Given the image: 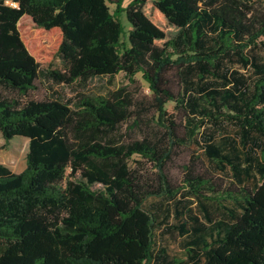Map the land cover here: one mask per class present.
Returning <instances> with one entry per match:
<instances>
[{"label": "trees", "instance_id": "obj_1", "mask_svg": "<svg viewBox=\"0 0 264 264\" xmlns=\"http://www.w3.org/2000/svg\"><path fill=\"white\" fill-rule=\"evenodd\" d=\"M15 1L0 0V133L27 137L28 151L21 172L0 163V264H264V0ZM119 72L141 73L148 103L124 87L77 88ZM37 81L74 93L33 97ZM223 121L259 154L213 141L206 124ZM180 146L191 162L200 149L236 189L187 162L181 189L168 169ZM177 194L196 197L207 221L175 210L166 230L184 259L168 258L163 222L144 206L187 202ZM214 200H227L217 219L205 205Z\"/></svg>", "mask_w": 264, "mask_h": 264}, {"label": "rangeland", "instance_id": "obj_2", "mask_svg": "<svg viewBox=\"0 0 264 264\" xmlns=\"http://www.w3.org/2000/svg\"><path fill=\"white\" fill-rule=\"evenodd\" d=\"M131 0H123L121 7H125ZM109 9L111 12H115L116 5L114 3L108 2ZM119 19L123 25V33L121 35V40L127 42V32L130 29V24L126 19L125 12L120 10L119 12ZM229 67L239 68V65L234 61L228 60L226 63ZM241 71H245L240 69ZM248 73V72H246ZM37 88L30 91V95L33 97H45L51 96L52 90L57 89L62 95L65 97L71 96L74 92L73 89L69 86L65 85H56L51 84L47 81H37ZM51 86V87H50ZM121 87H124L126 91H129L134 98H140L144 102L148 103L150 100L151 91L148 88L147 82H145L142 77L141 73H137L134 76V81H130L129 78L123 73L119 72L114 76H95L89 79L85 86H77L78 89H82L85 92L90 94H102L107 95L113 90H117ZM166 109L169 112H173L174 102L169 101L166 103ZM152 110H148V112H144V114L150 115ZM224 127L219 128L215 127V125L208 123L206 124V132L213 133V141H219L226 136L233 137L239 149L241 150V157L242 159L245 158L246 153H251L254 156L259 154V150L257 147L252 146L251 142L246 144H242L239 142V133L237 131L236 126L233 123L223 121ZM125 126V125H124ZM122 127V130L124 128ZM194 148V146H192ZM28 151V138L22 135H15L9 140H5L0 133V163L6 165L11 171L13 172H21L26 168V153ZM196 153H199L200 159L194 160L191 162V151L188 147H178L176 149V153L173 156L172 161L169 163V173L171 178L173 179L174 183L178 186L183 188V180H182V163L187 162L191 166H193L196 170L200 168L208 169L213 175L212 178L216 183H221V187L229 185L231 190L236 189V184H230V176L223 173L220 169L215 168L210 161H208L200 152V149H195ZM139 155H133L130 163L133 164L134 160L139 159ZM100 184H94L92 188H99ZM176 198H187L182 195L177 194ZM187 202L184 204L176 205L174 204L173 199L167 198H159V197H151L148 198L144 206L146 209L151 210L157 215V220L163 222L160 228H157L158 233V240L160 241L161 245L166 248L168 258L170 259H184L185 254L184 250L181 246V236L178 235L175 229L166 230L167 227H171L175 224L178 220L174 217L175 210L182 209L183 213L187 208H191V213H194L199 216V218L206 221L205 218V211L201 208L199 204H197L196 197H192L188 195L186 199ZM229 200V199H228ZM227 200L223 201H206L205 205L212 215L213 218H219L222 208L221 205L226 203ZM162 228H165L166 231H160Z\"/></svg>", "mask_w": 264, "mask_h": 264}, {"label": "built area", "instance_id": "obj_3", "mask_svg": "<svg viewBox=\"0 0 264 264\" xmlns=\"http://www.w3.org/2000/svg\"><path fill=\"white\" fill-rule=\"evenodd\" d=\"M5 2H6L7 4H9V5H12V6H16V5H17V3H16L15 0H5Z\"/></svg>", "mask_w": 264, "mask_h": 264}]
</instances>
